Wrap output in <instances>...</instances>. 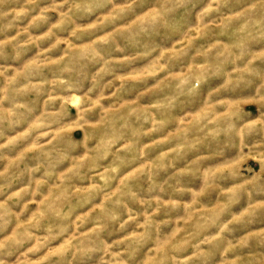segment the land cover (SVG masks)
<instances>
[{"label":"clouds","instance_id":"1","mask_svg":"<svg viewBox=\"0 0 264 264\" xmlns=\"http://www.w3.org/2000/svg\"><path fill=\"white\" fill-rule=\"evenodd\" d=\"M0 264H264V0H0Z\"/></svg>","mask_w":264,"mask_h":264}]
</instances>
